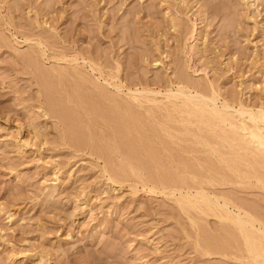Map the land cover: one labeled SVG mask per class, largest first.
<instances>
[{"label": "rangeland", "instance_id": "rangeland-1", "mask_svg": "<svg viewBox=\"0 0 264 264\" xmlns=\"http://www.w3.org/2000/svg\"><path fill=\"white\" fill-rule=\"evenodd\" d=\"M256 1L248 8L243 0H0V264H254L229 221L185 212L176 202L179 194L166 195L161 186L149 192L141 182L150 180L147 174L114 184L103 172L105 162L65 144L61 123L45 114L43 83L63 78L66 83L57 84L63 93L61 88L70 92L81 85L79 92L83 88L89 96L84 99L104 108L112 99L137 105L131 91L156 90L143 95L165 101L184 67L196 82H211L218 105L232 94L251 100L249 105L263 102L264 0ZM173 16L186 30H174ZM192 23L196 32L190 37L185 32ZM243 54L258 56L263 74L248 73L240 85L229 69L241 65ZM151 105L138 109L157 127V135L146 133L160 150V162L248 209L264 226V187L254 177L239 183L228 176L225 141L205 126L177 123L179 114L166 108L151 116ZM169 113L175 117L165 131L159 123ZM247 163L244 170L253 172ZM181 164L193 171L177 169ZM206 235L224 248L205 251Z\"/></svg>", "mask_w": 264, "mask_h": 264}, {"label": "bare ground", "instance_id": "bare-ground-1", "mask_svg": "<svg viewBox=\"0 0 264 264\" xmlns=\"http://www.w3.org/2000/svg\"><path fill=\"white\" fill-rule=\"evenodd\" d=\"M243 1L247 4L248 8L253 7L254 5H256L255 2H258L256 0H243ZM172 21H173L174 30L176 32L181 33L183 30H186L184 29L185 23L180 17L173 16ZM195 32H196V26L195 23H192L191 27L188 28L185 34H189L190 37H193L195 35ZM255 53H256V49H255ZM62 58L63 57H61V59ZM249 59H251L250 56L246 55L242 59L243 62L239 67L235 65L230 66L229 71L233 70L232 76L235 78H240L239 79L240 85L243 84V81L241 79L245 77L246 74L249 73L250 74L249 76L251 75L256 76L255 75L256 73L259 75L262 72L261 67L263 63L260 64V61L262 62V60L260 59L259 61L258 56H254V58H252L250 62H248ZM236 60L237 58L232 57V63ZM38 68L42 71V67H40V65L38 66ZM77 71L78 70H76V72ZM43 72L39 74L40 75L45 74L46 76L49 74L48 70H47L48 74ZM60 73L61 72H59V74ZM45 75H44V79L46 77ZM61 75L63 74H60V76ZM176 79L177 81L175 86L171 85L168 91L166 92V94L164 95V99H166L167 101L166 100L163 101V99L160 101L157 97L151 96L152 94L150 96L143 95L148 91H150L151 93L153 92L154 95L155 93L159 92V91L156 92V90H152V89L151 90L143 89L141 91L139 90H135L131 92L129 91L130 92V93L128 92L129 94L126 93L128 94L130 100L137 102L138 106L134 103H131V101L125 104L123 103L124 105L121 103L120 105L119 102L121 101L119 100L115 101V99H112L114 101V104L111 103L110 105L111 107L104 108L102 107L103 105L100 106L101 105L99 104L100 101L97 102L96 99L91 100V98H89L90 101L85 100L89 96L84 94L85 89L83 88L81 89L83 90V95L81 94V92H79V87L81 88V85L80 86L77 85L78 86L77 89L76 86H74L76 90L73 89L70 92H68L67 89L61 88L62 90L65 91L63 93L60 90V86L66 83V81L63 78H60V81L58 79L56 80L57 82L62 81L61 83L58 82L60 86L57 85L58 83L56 82L53 83L54 81L53 78L50 79V82L47 78L46 79L47 81L44 80L43 83L47 88V92L46 90L44 91L46 94V98L44 99L47 103V107H45L47 108L45 109V114L46 115L50 114L59 120V124L61 123L62 125L61 136L65 144H69L72 147L74 146L76 148L75 150L76 151L78 150V152L88 151L87 152L88 154H95L99 159L105 162L104 163L105 165L103 167L104 168L103 172L107 173L108 179L111 180L114 184L117 182H123L127 180L130 181L131 179L134 181L135 180L134 178H136L135 176H141L140 178H142V176L147 174L150 180L146 181V178H144L145 181L141 180V182H143V184L142 183L141 184L142 185L146 184L147 188L150 187L149 189L146 188L147 190H149V192L150 191L155 192L154 185L161 186L163 189L169 190L168 193L164 192L163 190L161 191L166 195L169 194L172 196H177L179 194V196L176 197V202L178 203V205H180L181 209L185 210V212H189L188 210H195V212H198L199 214H203V215L205 214V216L213 215L214 217L218 218L221 221H229L231 224L235 226L236 230H238L237 231L238 234H240L242 237L243 244L246 250L245 252L248 253L247 255L248 260H250L254 264H264V226L261 225L262 223L260 224L258 217L254 216L255 214L253 215L251 211H249L248 209H245L243 206H240L229 199L222 198L217 195H211L212 193L209 194L204 190L205 188L203 189V186H196L195 183L191 182L192 180L189 181L187 176L180 175V173L182 172L178 173L177 170L176 173L175 171L173 172L174 168L172 169V165H170L169 162H167V164H169L171 167H168V165L164 162L161 163L162 159L160 158L161 156L160 150L157 149L156 146L154 148L153 145H152L153 147L150 145L151 143L149 138L152 135L146 133V131L148 130H151V132L153 131V133H156L157 127H154L152 124H150V121L152 122V119L151 120L148 119L149 116L146 117V112L144 113L138 109V107H143V103L145 102L148 104L152 103V105L148 107V109L146 108L151 116L152 115L155 116V114L153 113L157 108L158 109L166 108L165 110L168 112L172 113V111H174L177 112L176 113L177 115L179 114V117L177 116L178 118H176L177 123L180 122L184 126L188 124L190 125L197 124L198 126L196 127H198L199 129L202 126H205V128L209 129V131L211 132L213 131L212 133L220 137L223 143L225 141L226 144L225 146L227 147L228 150L226 151V153H228V157L224 159V162H226L227 165L228 174H229L228 176L232 178L235 175V177H238L237 178L238 181L236 182L239 183H243L242 181L244 178L245 179L249 178L250 180L251 177H254L257 181V184L259 183L258 185L264 187V170H263L264 169L263 168L264 167V101L263 99H261L263 97H260V100L263 102L254 103V101H252L253 103L249 105L251 100L249 101V103H247L248 101H246L247 103L246 104L243 101L244 99L241 100L242 97L239 98L235 94L231 93L232 95L230 97L228 95V98H224L221 104L218 105V101H220L219 100L220 94L213 87L211 82H208V84L196 82L190 77L188 70L184 67L180 69V71L177 73ZM63 81L65 82L63 83ZM42 88L45 87L42 86ZM261 89H263V87H261ZM90 97L95 98L94 96H90ZM142 98H144L145 100H142ZM117 107L121 109H117ZM166 116H164L166 117L165 118L166 120L162 123H159V125H161V129L165 131H167L165 129L167 122H169V120L172 119V117H175L173 114L170 115V113ZM155 124L158 123L155 122L154 125ZM149 127L151 128L154 127V128L150 129ZM158 129L160 130V128ZM186 129L189 130L190 128L188 129L186 127ZM168 134H170L169 131ZM197 138L200 139L199 136ZM215 151H220V150H215ZM250 155L251 158H249ZM219 156L221 155L219 154ZM120 157H122V159L121 161L120 160L118 161L117 159H119ZM171 160L172 159H170V161ZM179 162H181V160ZM246 162H248L247 165L249 169L251 168L253 169V172H250V170L245 171L246 169L244 170L243 166L246 165ZM188 163L190 164V162ZM185 164H187V162H185ZM207 164H209L208 161L206 162V165ZM157 165H160L162 167L161 169L159 168L160 166H158V168L161 169L160 172L158 173L154 172V168H156ZM203 165L205 166V162ZM182 166L186 167V165L184 164ZM188 166L190 167V165ZM183 167L182 168L177 167V169H181V171L184 170L187 172L189 169L190 170L193 169V168H185V167L183 168ZM195 167L197 166L195 165ZM192 171H189L187 174H189ZM140 178L137 177V180ZM133 181L130 182L134 183ZM151 185L153 187H151ZM226 231L232 234L233 236L237 235L236 232L232 230L230 231V229H226ZM207 236L208 235H206L205 237ZM210 238H208L207 240L205 238V240L207 241V243L204 244L205 251L208 252L211 251L212 249H215L216 251V248L223 247L222 244L218 240H216V238L213 239L212 237ZM211 252L213 253V251ZM243 257L246 258V256ZM42 262L43 260L39 263L43 264Z\"/></svg>", "mask_w": 264, "mask_h": 264}]
</instances>
